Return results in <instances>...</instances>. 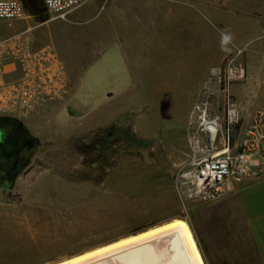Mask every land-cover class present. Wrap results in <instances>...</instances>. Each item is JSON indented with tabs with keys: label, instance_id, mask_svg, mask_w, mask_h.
Instances as JSON below:
<instances>
[{
	"label": "rangeland",
	"instance_id": "1",
	"mask_svg": "<svg viewBox=\"0 0 264 264\" xmlns=\"http://www.w3.org/2000/svg\"><path fill=\"white\" fill-rule=\"evenodd\" d=\"M26 2L35 46L55 48L69 89L18 119L41 147L0 191V264H52L173 218L189 223L205 264H258L236 188L261 177L214 200L190 180L205 146L190 143L200 94L188 95V79L214 89L241 49L246 79L232 92L264 113V0H90L67 21ZM104 132L112 138L99 155L89 144Z\"/></svg>",
	"mask_w": 264,
	"mask_h": 264
},
{
	"label": "built area",
	"instance_id": "2",
	"mask_svg": "<svg viewBox=\"0 0 264 264\" xmlns=\"http://www.w3.org/2000/svg\"><path fill=\"white\" fill-rule=\"evenodd\" d=\"M46 13L67 21L90 0H40ZM34 16L22 1L0 0V24L25 23L5 34L0 29V116L26 118L64 100L69 77L51 44L35 46ZM235 48L217 70L214 89H204L194 107L195 135L191 145L205 146L203 157L189 173L195 192L208 199L230 193L245 178L264 176V113L240 108L232 90L246 79ZM213 128L214 132H210Z\"/></svg>",
	"mask_w": 264,
	"mask_h": 264
},
{
	"label": "bare ground",
	"instance_id": "3",
	"mask_svg": "<svg viewBox=\"0 0 264 264\" xmlns=\"http://www.w3.org/2000/svg\"><path fill=\"white\" fill-rule=\"evenodd\" d=\"M214 132L213 128H209ZM52 264H205L189 223L173 218Z\"/></svg>",
	"mask_w": 264,
	"mask_h": 264
},
{
	"label": "flooded vegetation",
	"instance_id": "4",
	"mask_svg": "<svg viewBox=\"0 0 264 264\" xmlns=\"http://www.w3.org/2000/svg\"><path fill=\"white\" fill-rule=\"evenodd\" d=\"M29 1L30 4L33 2L36 10L46 13L41 1ZM107 135L94 140V148L98 150L99 155H103V150L109 146L112 136ZM40 147L41 143L21 121L0 116V191L12 189L16 182L27 174L32 156Z\"/></svg>",
	"mask_w": 264,
	"mask_h": 264
},
{
	"label": "crops",
	"instance_id": "5",
	"mask_svg": "<svg viewBox=\"0 0 264 264\" xmlns=\"http://www.w3.org/2000/svg\"><path fill=\"white\" fill-rule=\"evenodd\" d=\"M222 22L226 23L224 20ZM205 66L208 67V63ZM205 75L207 76V70ZM196 77L195 73L194 76L188 79L196 81L195 88L193 87L188 95L193 96L195 92L200 94L203 91L202 86L206 85L207 77H201L199 80ZM236 190L248 236L258 264H264V177L252 183L243 182L238 185Z\"/></svg>",
	"mask_w": 264,
	"mask_h": 264
},
{
	"label": "trees",
	"instance_id": "6",
	"mask_svg": "<svg viewBox=\"0 0 264 264\" xmlns=\"http://www.w3.org/2000/svg\"><path fill=\"white\" fill-rule=\"evenodd\" d=\"M27 1H28V2H26V4H29V6H30L31 8H33V10L36 11V8H35L33 2H31V4H30V3H29L30 1H29V0H27ZM35 1L40 2V0H35ZM25 8H26V11L29 13V12H30V9H27V7H25ZM37 11H38V10H37ZM39 11H40V10H39ZM105 136H108L107 133H105V132H104L103 134H100V135L97 134L94 138H92V139L90 140L91 143L89 144V146L91 145V147H94V140H95V138H97V137H98V138H99V137H100V138H103V137H105ZM95 150H97V149L94 148V151H95ZM95 152H96V151H95ZM97 153H98V150H97ZM98 154H99V153H98Z\"/></svg>",
	"mask_w": 264,
	"mask_h": 264
},
{
	"label": "clouds",
	"instance_id": "7",
	"mask_svg": "<svg viewBox=\"0 0 264 264\" xmlns=\"http://www.w3.org/2000/svg\"><path fill=\"white\" fill-rule=\"evenodd\" d=\"M222 40H231V35L230 34L223 35Z\"/></svg>",
	"mask_w": 264,
	"mask_h": 264
},
{
	"label": "water",
	"instance_id": "8",
	"mask_svg": "<svg viewBox=\"0 0 264 264\" xmlns=\"http://www.w3.org/2000/svg\"><path fill=\"white\" fill-rule=\"evenodd\" d=\"M148 229V228H147ZM144 230H146V229H144ZM144 230H141V231H144ZM141 231H138V232H141ZM135 233H137V232H135ZM135 233H132V234H135ZM131 235V234H130Z\"/></svg>",
	"mask_w": 264,
	"mask_h": 264
}]
</instances>
